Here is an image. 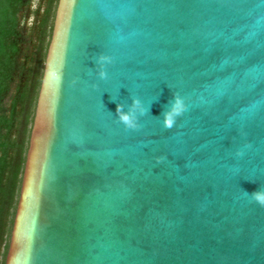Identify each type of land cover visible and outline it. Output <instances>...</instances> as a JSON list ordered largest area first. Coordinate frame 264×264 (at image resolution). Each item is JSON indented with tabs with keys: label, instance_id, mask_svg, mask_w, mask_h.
Instances as JSON below:
<instances>
[{
	"label": "water",
	"instance_id": "1",
	"mask_svg": "<svg viewBox=\"0 0 264 264\" xmlns=\"http://www.w3.org/2000/svg\"><path fill=\"white\" fill-rule=\"evenodd\" d=\"M259 188L264 0H59L5 264H264Z\"/></svg>",
	"mask_w": 264,
	"mask_h": 264
},
{
	"label": "trees",
	"instance_id": "2",
	"mask_svg": "<svg viewBox=\"0 0 264 264\" xmlns=\"http://www.w3.org/2000/svg\"><path fill=\"white\" fill-rule=\"evenodd\" d=\"M59 0H0V264H5ZM34 15L29 28L27 20Z\"/></svg>",
	"mask_w": 264,
	"mask_h": 264
},
{
	"label": "clouds",
	"instance_id": "3",
	"mask_svg": "<svg viewBox=\"0 0 264 264\" xmlns=\"http://www.w3.org/2000/svg\"><path fill=\"white\" fill-rule=\"evenodd\" d=\"M97 64L99 66L98 75L101 79L107 77V72L105 71V65L111 63V58L106 56H100L97 59ZM186 106L184 100L180 96H174L170 103L168 110L164 113L163 123L167 128H172L175 123V118L182 114L185 111ZM145 107L143 106L139 98H133L131 105L128 107V110H124V106L117 104L116 115L118 120L125 125L128 129H137L139 127V116L145 114ZM237 156L242 155L241 152L236 153ZM251 199L257 204L264 206V188H259L258 190L250 194Z\"/></svg>",
	"mask_w": 264,
	"mask_h": 264
},
{
	"label": "rangeland",
	"instance_id": "4",
	"mask_svg": "<svg viewBox=\"0 0 264 264\" xmlns=\"http://www.w3.org/2000/svg\"><path fill=\"white\" fill-rule=\"evenodd\" d=\"M40 3H42V0H33L31 12L37 9ZM33 22H34V15H29L27 20V25L29 28L33 25Z\"/></svg>",
	"mask_w": 264,
	"mask_h": 264
}]
</instances>
